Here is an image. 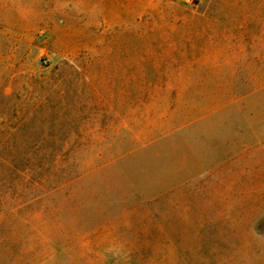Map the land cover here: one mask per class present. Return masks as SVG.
<instances>
[{
	"label": "rangeland",
	"instance_id": "374dc122",
	"mask_svg": "<svg viewBox=\"0 0 264 264\" xmlns=\"http://www.w3.org/2000/svg\"><path fill=\"white\" fill-rule=\"evenodd\" d=\"M114 1L0 0V121L82 134L0 164V264H264V0Z\"/></svg>",
	"mask_w": 264,
	"mask_h": 264
},
{
	"label": "trees",
	"instance_id": "16d2710c",
	"mask_svg": "<svg viewBox=\"0 0 264 264\" xmlns=\"http://www.w3.org/2000/svg\"><path fill=\"white\" fill-rule=\"evenodd\" d=\"M81 137L80 121H0V164L23 175L35 168L46 167L49 175L60 169L64 181L55 187L59 189L77 177L70 171V158Z\"/></svg>",
	"mask_w": 264,
	"mask_h": 264
},
{
	"label": "crops",
	"instance_id": "0c3cea01",
	"mask_svg": "<svg viewBox=\"0 0 264 264\" xmlns=\"http://www.w3.org/2000/svg\"><path fill=\"white\" fill-rule=\"evenodd\" d=\"M112 4H113V5H122L121 3H119L118 0H115L114 2H112ZM142 12H143V10H142Z\"/></svg>",
	"mask_w": 264,
	"mask_h": 264
}]
</instances>
